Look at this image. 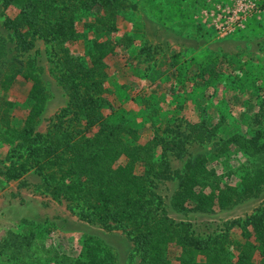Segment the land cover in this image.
Masks as SVG:
<instances>
[{"label":"trees","instance_id":"16d2710c","mask_svg":"<svg viewBox=\"0 0 264 264\" xmlns=\"http://www.w3.org/2000/svg\"><path fill=\"white\" fill-rule=\"evenodd\" d=\"M0 3L6 32L0 30V143L6 149L1 173L6 181L32 171L40 178L41 195L65 202L83 221L122 231L139 264H264V203L227 221L219 233L203 235L191 223L169 216L168 195L161 192V186L173 182L168 203L179 213L215 214L257 198L264 191L262 113L240 132L221 130L223 114L211 124L202 119L171 125L167 113L159 120L150 95L141 102L154 118L153 130L142 139L122 116L108 85L112 61L119 58L160 68L146 45L133 58L128 55L137 44L132 33L122 30L134 6L131 0ZM37 40L46 45L55 80L67 98L43 132L36 127L48 90L35 60L23 58ZM206 65L202 62L192 73L189 64L172 56L167 90L179 111L202 87L222 79L213 71L217 62ZM18 79L29 85L20 124L13 119L16 103L8 95ZM190 142L208 146L189 154L181 169H172L168 155H184ZM28 225L24 221L10 238L0 239V255L11 264H118L116 254L97 236L83 235L77 251L67 253L53 243L50 229ZM43 240L48 247L44 252L37 245Z\"/></svg>","mask_w":264,"mask_h":264},{"label":"rangeland","instance_id":"374dc122","mask_svg":"<svg viewBox=\"0 0 264 264\" xmlns=\"http://www.w3.org/2000/svg\"><path fill=\"white\" fill-rule=\"evenodd\" d=\"M131 3L134 6L128 9L122 30L132 33L137 44L128 55L133 58L139 48L146 45L155 52L160 68L154 71L135 59L125 62L119 58L112 61L113 73L108 85L122 116L141 132L142 139L148 138L153 130L154 118L149 116L141 102L150 95L159 120L167 113L171 125L180 120L198 123L202 119L211 124L223 114L225 119L221 130L226 133L230 129L238 132L247 129V121L258 112L262 113L264 121V112L261 111L264 109V0H131ZM1 12L0 3V30L6 34L1 27ZM45 48L46 45L37 40L35 47L23 55V58L35 60L49 94L36 127L39 132L45 131L48 119L67 101L55 80L54 66ZM172 56L189 64L192 73L198 71L202 62L207 63L204 67L217 62L213 71L223 76L220 82L202 87L198 96L185 103L182 112L167 90L166 68ZM206 71L207 74L208 68ZM28 87L18 79L8 92L16 103L13 119L17 124L24 118ZM207 146L190 142L184 155L169 154L171 168L181 169L189 154L205 152ZM5 154L6 149L0 143V239L10 238L17 231L16 227L25 221L33 230L50 229L53 243L67 253L77 251L83 235H94L113 250L118 264H139L132 243L122 231L105 230L83 221L67 209L65 202L58 203L41 195L37 189L40 178L32 171L20 179L6 181L1 173ZM236 163L232 160L233 165ZM173 188V182L168 181L161 186V192L169 197ZM168 197L165 201L169 216L176 221L191 223L192 229L203 235L219 233L227 221L244 217L264 203L263 191L257 198L229 211L179 213L170 207ZM237 235L238 230L234 229L233 236ZM46 243L45 240L39 241L38 250L44 252L48 249ZM0 264L11 263L0 255Z\"/></svg>","mask_w":264,"mask_h":264}]
</instances>
